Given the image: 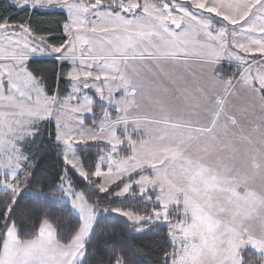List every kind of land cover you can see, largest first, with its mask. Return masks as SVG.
I'll list each match as a JSON object with an SVG mask.
<instances>
[{
	"label": "snow or ice",
	"instance_id": "snow-or-ice-1",
	"mask_svg": "<svg viewBox=\"0 0 264 264\" xmlns=\"http://www.w3.org/2000/svg\"><path fill=\"white\" fill-rule=\"evenodd\" d=\"M121 237L264 264V0H0V264Z\"/></svg>",
	"mask_w": 264,
	"mask_h": 264
},
{
	"label": "trees",
	"instance_id": "trees-1",
	"mask_svg": "<svg viewBox=\"0 0 264 264\" xmlns=\"http://www.w3.org/2000/svg\"><path fill=\"white\" fill-rule=\"evenodd\" d=\"M39 186L37 185L36 188L33 190H37ZM44 194L50 195L53 193H50L47 190H44ZM60 193H55V195L59 196ZM121 240L123 241L120 245L121 251H123L124 256L127 258V264H139V261L137 260V253L143 252L144 250L139 247V243L131 238L121 237ZM112 254H115V250H111ZM99 264H107V262L104 260L103 253L101 254L99 258Z\"/></svg>",
	"mask_w": 264,
	"mask_h": 264
},
{
	"label": "rangeland",
	"instance_id": "rangeland-1",
	"mask_svg": "<svg viewBox=\"0 0 264 264\" xmlns=\"http://www.w3.org/2000/svg\"><path fill=\"white\" fill-rule=\"evenodd\" d=\"M59 195H61V194H59Z\"/></svg>",
	"mask_w": 264,
	"mask_h": 264
}]
</instances>
